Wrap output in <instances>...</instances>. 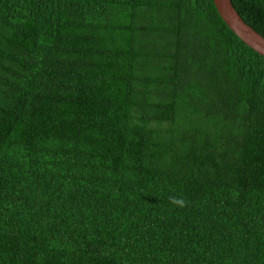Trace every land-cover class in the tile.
I'll use <instances>...</instances> for the list:
<instances>
[{
	"label": "trees",
	"instance_id": "16d2710c",
	"mask_svg": "<svg viewBox=\"0 0 264 264\" xmlns=\"http://www.w3.org/2000/svg\"><path fill=\"white\" fill-rule=\"evenodd\" d=\"M0 264H264V56L214 0H0Z\"/></svg>",
	"mask_w": 264,
	"mask_h": 264
},
{
	"label": "water",
	"instance_id": "95a60500",
	"mask_svg": "<svg viewBox=\"0 0 264 264\" xmlns=\"http://www.w3.org/2000/svg\"><path fill=\"white\" fill-rule=\"evenodd\" d=\"M229 27L251 48L264 56V35L249 25L238 12L232 0H214Z\"/></svg>",
	"mask_w": 264,
	"mask_h": 264
}]
</instances>
